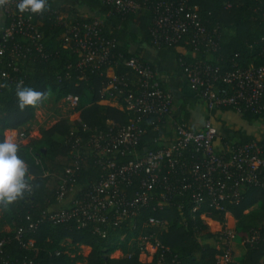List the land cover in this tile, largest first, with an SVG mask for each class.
<instances>
[{"label": "trees", "instance_id": "obj_1", "mask_svg": "<svg viewBox=\"0 0 264 264\" xmlns=\"http://www.w3.org/2000/svg\"><path fill=\"white\" fill-rule=\"evenodd\" d=\"M62 1L47 0L46 11L37 15L32 13L33 21L29 26L41 35V51H37L30 39L15 34L7 40L0 54V83L6 85L1 87L0 93V142L4 141L6 133L27 123L35 112L33 107L23 111L18 108V82L52 96L54 103L68 94L77 95L79 99L75 109L79 120H58L48 128L38 129L35 136L16 143L19 145L18 155L29 165L32 191L8 210H0V264H221L219 257L223 252L218 243L221 235L211 230L206 218L222 223L226 212L233 216L236 232L247 234L250 240L243 242L244 253L238 260L232 259L224 264H264V187L260 186L242 188L235 200L218 201L224 207L222 211L211 205L212 198L207 195H203V201L194 210L189 191L173 196L171 202L162 207L158 204L160 199L154 196L148 205L135 212L131 220L117 224L111 221L105 227L104 235L93 232V224L80 227L76 217L55 223L46 211L56 200L62 179L67 177L65 168L72 167L77 161V169L69 175L70 179L67 177L66 193L74 184L79 186L80 196L92 191L104 173L99 163L103 158L88 152V140L95 131L113 132L135 117L123 107L121 96H110L102 91L103 84L109 80L105 71L109 66L113 75L136 83L138 76L125 62L131 58L144 60L140 53L131 52L128 45L138 42L137 33H141L143 44L155 48L151 43L150 28L159 10V2L171 1L174 8L178 1L185 7L195 6L199 25L205 27L203 35L214 36V46H211L202 40L203 35L198 34L196 26H189L183 39L196 42L183 45L187 54L177 56L178 67L185 75L181 63L190 65L197 60L212 68L217 67L221 74L235 68L264 67V0H148L147 8L138 12H120L101 0L79 2L93 5L91 9L96 8L93 16L84 15L76 7L54 6L55 2ZM226 2L231 4L229 8H225ZM179 15L184 17V11ZM9 23V19H3L0 29ZM94 23L99 37L113 43L109 62L95 69L90 65L79 67L78 52L62 45L66 27H79L83 33L85 25ZM13 45L21 48L23 57L12 56ZM173 48L172 45H162L156 49ZM190 52L195 56L191 57ZM2 72L8 77H2ZM156 79L167 91V85L157 75ZM186 82L189 85L187 78ZM261 99L264 102V96ZM102 101H115L119 106L102 104ZM192 105L193 99L184 95L178 102L179 116L173 117L188 126ZM214 109L237 113L247 123L264 118V110L254 113L243 106L239 110L232 106ZM168 122L170 120L166 117L160 121L152 115L143 117L140 126L144 132L138 144L130 150L142 153L164 145L161 137L168 135L165 132ZM81 123L88 130L84 131ZM29 131L24 130V135ZM233 134L236 141L230 147L256 141L239 129H233ZM257 142L264 146V140ZM76 151H79V157ZM187 157L194 161L200 158V154L189 150ZM132 158L131 153L118 152L115 154L116 166ZM182 177L184 175L178 171L170 180ZM138 180L133 176L129 186H122L127 198L136 190ZM151 217L165 221V225H148ZM149 235H152L150 241L153 244L158 242L159 246L150 262H142L139 260L142 238ZM254 235L256 237L252 240ZM30 240L32 244L28 245ZM116 251H119V257H113Z\"/></svg>", "mask_w": 264, "mask_h": 264}, {"label": "built area", "instance_id": "obj_2", "mask_svg": "<svg viewBox=\"0 0 264 264\" xmlns=\"http://www.w3.org/2000/svg\"><path fill=\"white\" fill-rule=\"evenodd\" d=\"M101 2L113 6L120 12H138L148 6V0H101ZM18 3L19 0H11L0 9L3 19L10 20L8 26L0 29L2 31L0 54L7 40L15 34L30 39L37 51L42 50L41 35L29 26L33 21L32 13L19 12L16 6ZM182 4L178 1V6L174 8L171 1L158 3L159 10L150 28L151 43L155 48L162 45L176 47L194 44L196 40L183 39L191 25L197 27L198 34L206 33L205 27L199 25L196 7H185ZM224 6L229 8L231 4L226 2ZM183 11L185 15L181 17L179 13ZM66 28L62 45L63 48L70 47L78 52L79 67L90 65L95 69L109 62V51L113 43L99 37L96 23L85 25L83 33L79 27L67 25ZM213 39V34L203 35L202 38L211 46H214ZM11 52L13 57H23L18 45H13ZM125 64L138 76L136 83L127 81L125 77L113 75L108 66L105 73L109 80L103 84L102 91L110 96H121L123 107L135 117L127 124L118 126L113 132L95 131L87 142V148L95 157L103 158L99 163L104 173L92 191L80 196L78 192L72 193L77 184L72 185L67 193L65 189L70 179L69 175L78 167V161L72 167L65 168L64 172L68 179L67 177L62 179L56 201L62 203L68 200V204L66 208L47 212L50 214V220L60 223L76 217L80 227L90 223L93 224V232L104 235L105 227L110 225L111 221L117 224L126 219L131 220L135 212L148 205L154 196L160 199L158 204L162 207L169 204L173 196L189 191L194 202V210L203 201V195H207L212 198L211 205L222 211L224 207L219 205L218 201L237 199L240 190L246 186L264 187V146L257 141H251L216 151L213 142L218 138V129L210 120H206L200 130H195L174 119L172 96L160 87L151 65L137 58H131ZM181 65L190 87L205 101L208 110L218 106H232L238 110L243 106L254 113H261L264 110V102L261 99L264 96V67L235 68L221 74L217 67L212 68L200 60L194 64ZM1 76L8 77L3 72ZM1 91L0 87V93ZM61 101L75 111L76 119L79 120L78 111L75 110L79 103L78 96L68 94ZM149 115L156 117L157 121L163 117L170 120L174 129L173 139L156 150L142 153L130 150L138 144L144 132L140 126L142 118ZM81 127L84 131L88 130L85 124L81 123ZM20 137L24 139V133H20ZM189 150L200 154V158L194 161L188 159ZM118 152L131 153L133 158L116 166L115 154ZM76 154L79 157L78 153ZM178 171H181L184 177L171 181L170 177ZM133 176L139 178L138 185L130 198H127L122 186H129ZM31 191L32 187L29 192ZM206 221L210 226L214 220L206 218ZM147 224L164 226L165 221L151 217ZM217 234L221 235L219 239L224 240L223 253L219 257V262L224 264L232 260V245L229 239L234 231L231 232L224 227L220 228ZM151 236H144L141 244L144 248L150 243L156 250L159 244L158 242L153 244L150 241ZM255 237L256 235L252 240ZM248 240H250L248 236H245L243 242ZM27 244L31 245L32 241H27Z\"/></svg>", "mask_w": 264, "mask_h": 264}, {"label": "crops", "instance_id": "obj_3", "mask_svg": "<svg viewBox=\"0 0 264 264\" xmlns=\"http://www.w3.org/2000/svg\"><path fill=\"white\" fill-rule=\"evenodd\" d=\"M81 1L82 0H63L62 2H55L54 6L76 7L84 15L93 16L94 11H96V8L91 9L94 6L90 4H79V2ZM2 22H3V16L0 12V25L2 24ZM137 39L138 42L128 45L129 50L131 52L140 53L141 56L143 57V60L151 65L157 77L160 78L161 82L167 85L168 87L167 92L170 93L173 99L172 117L173 115L179 116L178 102L184 95H186L193 99V105L190 108V118L188 119V127H191L192 129L195 130H200L203 127L205 121L210 120L218 129V138L215 139V141L213 142V147L216 151H222L236 141L234 138L233 129H239L241 132L253 136V138H255L256 141L264 140V118L258 119L256 122L253 123H247L246 121L241 119L237 113H233L228 110L222 111L220 109L208 110L206 108L205 101L201 99L191 87H189V85L186 82L185 75L178 67L177 56L187 54V50L185 47L176 46L171 50L163 49L162 51H159V49L150 47L148 45H144L142 42L143 36L141 33H137ZM190 56L194 57L195 56L194 52H190ZM48 97L49 95L47 96V98ZM50 98H52V96ZM55 104L60 105L59 102ZM102 104L112 105L115 107L119 106L118 103L115 101H102ZM71 119H76V117ZM44 120L38 118L37 114H35L34 112L33 117L23 126H21L18 130L14 132L6 133L4 140L6 138H9L12 139L13 142L19 143L31 138L32 136H35L38 129L48 128L51 126V124H49L50 125L49 126ZM166 128L167 130L165 132H168V135L167 136L165 135L161 138L163 141L169 142L173 139L174 136V129L172 123L168 122ZM24 130H30L29 131L30 133L26 134L25 138L19 141V139L17 138L18 136L20 137V133H23ZM78 152L79 151H76V153ZM79 190L80 188L77 185L73 188L72 193L75 194L76 192H79ZM67 204H68V200L62 203L55 200L54 202L51 203V205L47 208L46 211L49 212V211L66 208ZM251 207L253 208L255 207V205ZM224 218H225V222L221 224L218 223L217 221H211V222L215 223V225L218 226L219 228H224V227L228 229L230 228L229 230L231 231L232 226L233 227L235 226V220L233 216L227 212ZM4 229L7 230L8 227L4 226ZM218 243L219 246L222 247L224 240L220 239V241L218 240ZM145 251L143 253L145 254L149 253ZM115 253L116 252L112 254L113 257L117 256L116 255L117 253L116 254ZM243 253H244L243 247L232 248V259L238 260L241 257V255H243ZM149 254L150 255L148 257L147 256H144V258L139 257V260L142 262H150L153 256V252Z\"/></svg>", "mask_w": 264, "mask_h": 264}, {"label": "clouds", "instance_id": "obj_4", "mask_svg": "<svg viewBox=\"0 0 264 264\" xmlns=\"http://www.w3.org/2000/svg\"><path fill=\"white\" fill-rule=\"evenodd\" d=\"M11 0H0V9L9 4ZM47 0H19L16 5L19 12L30 11L40 14L47 10ZM6 85L0 84V87ZM18 108L23 111L27 107L35 108L47 98L43 91L24 87L20 81L16 85ZM19 145L12 139L6 138L0 142V210H8L10 206L25 198L30 191L29 165L18 155Z\"/></svg>", "mask_w": 264, "mask_h": 264}, {"label": "rangeland", "instance_id": "obj_5", "mask_svg": "<svg viewBox=\"0 0 264 264\" xmlns=\"http://www.w3.org/2000/svg\"><path fill=\"white\" fill-rule=\"evenodd\" d=\"M59 103H60V105H56L55 103H53L52 98H50V96H49L48 98H46L45 100L40 102L38 106L35 107V114H37L38 118H40L42 120L46 119L44 121H46V123L48 125L49 124L52 125V124H54L55 122H57L58 120H61V119H67V118L71 119V118H75L76 117L75 111H73L67 105L62 104V101H60ZM17 139H19V141L22 140L21 137H19V136H18ZM224 222H225V218H224V221L222 223H224ZM210 228L215 233H217V231L220 229L218 226L215 225V223H211L210 224ZM229 229L226 228V230H229ZM233 231H234V234H232L231 238L229 239V241H230V243L232 245V248H234V247H243V239H244L245 236H247V234H245V233H237L236 229H235V226L234 227L232 226V228H231V232H233ZM218 240L220 241V239H218ZM223 247H224V245H222V250H223ZM145 250L147 252H149V253H151V252L154 253V251H155L153 245L148 243L141 250V252L139 254L140 258H144V256L148 257L150 255L149 253H146L148 255L143 253ZM116 253L115 254L117 256H115V257H119L120 256L119 251H116Z\"/></svg>", "mask_w": 264, "mask_h": 264}]
</instances>
